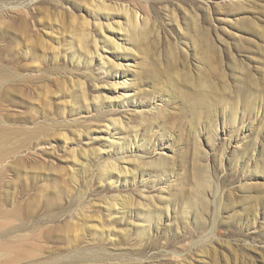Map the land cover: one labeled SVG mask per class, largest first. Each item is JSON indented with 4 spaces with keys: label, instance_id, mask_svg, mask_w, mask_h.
I'll return each instance as SVG.
<instances>
[{
    "label": "rangeland",
    "instance_id": "1",
    "mask_svg": "<svg viewBox=\"0 0 264 264\" xmlns=\"http://www.w3.org/2000/svg\"><path fill=\"white\" fill-rule=\"evenodd\" d=\"M0 264H264V0H0Z\"/></svg>",
    "mask_w": 264,
    "mask_h": 264
},
{
    "label": "bare ground",
    "instance_id": "2",
    "mask_svg": "<svg viewBox=\"0 0 264 264\" xmlns=\"http://www.w3.org/2000/svg\"><path fill=\"white\" fill-rule=\"evenodd\" d=\"M126 20L128 21V15L126 14ZM137 22V21H136ZM137 25V24H135ZM117 29L119 30H123L121 28L120 25H117ZM102 40L105 44H107L111 50H114V51H117V50H122L124 52H127L128 50H126L125 48H123L120 44H118L116 38L113 37V30L112 28L108 25L105 30L103 31L102 33ZM97 45V43H95ZM109 48V49H110ZM98 47H96V53L98 54ZM101 58V57H100ZM102 62H104L103 58H101ZM100 61V60H99ZM105 63V62H104ZM106 63L112 68V69H115V68H120L122 67V64L120 63H117L115 64L114 62H111V61H106ZM10 256V255H9Z\"/></svg>",
    "mask_w": 264,
    "mask_h": 264
}]
</instances>
